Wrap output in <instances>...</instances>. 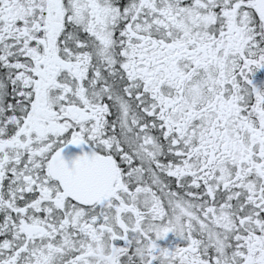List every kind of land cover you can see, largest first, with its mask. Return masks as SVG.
Masks as SVG:
<instances>
[{"label": "flooded vegetation", "instance_id": "flooded-vegetation-1", "mask_svg": "<svg viewBox=\"0 0 264 264\" xmlns=\"http://www.w3.org/2000/svg\"><path fill=\"white\" fill-rule=\"evenodd\" d=\"M0 264H264V0H0Z\"/></svg>", "mask_w": 264, "mask_h": 264}, {"label": "water", "instance_id": "water-1", "mask_svg": "<svg viewBox=\"0 0 264 264\" xmlns=\"http://www.w3.org/2000/svg\"><path fill=\"white\" fill-rule=\"evenodd\" d=\"M66 156V147L59 150L50 162V170L58 169L59 163H61Z\"/></svg>", "mask_w": 264, "mask_h": 264}]
</instances>
